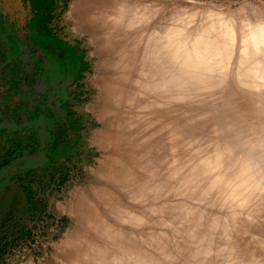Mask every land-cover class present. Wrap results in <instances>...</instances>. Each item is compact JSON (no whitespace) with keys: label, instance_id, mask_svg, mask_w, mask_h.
Masks as SVG:
<instances>
[{"label":"bare ground","instance_id":"obj_1","mask_svg":"<svg viewBox=\"0 0 264 264\" xmlns=\"http://www.w3.org/2000/svg\"><path fill=\"white\" fill-rule=\"evenodd\" d=\"M236 4L79 0L102 155L52 261L264 264V0Z\"/></svg>","mask_w":264,"mask_h":264},{"label":"rangeland","instance_id":"obj_2","mask_svg":"<svg viewBox=\"0 0 264 264\" xmlns=\"http://www.w3.org/2000/svg\"><path fill=\"white\" fill-rule=\"evenodd\" d=\"M19 1L11 0L10 4L19 6ZM242 1L236 0V6ZM56 3L53 23L59 24L71 37L82 40L89 66L83 78L74 85L77 91L73 100L75 115L60 117L57 122L56 144H62L66 153L36 168L22 167L16 171L14 167L12 177L3 187L0 196V264L58 263L50 258L55 251L54 242L61 241L70 228L75 227L62 204L76 203L77 193L83 186L93 183L91 168L99 164L102 155L95 140H99L97 132L103 129L105 122L92 107L102 96L97 78L105 69L100 64L103 56L97 53L99 31L97 28L84 30L85 18L79 11V0H57ZM18 99L16 95L12 102ZM6 100L0 98V103L6 106L9 103ZM77 124L80 125L78 129ZM6 139L4 132L0 141Z\"/></svg>","mask_w":264,"mask_h":264},{"label":"flooded vegetation","instance_id":"obj_3","mask_svg":"<svg viewBox=\"0 0 264 264\" xmlns=\"http://www.w3.org/2000/svg\"><path fill=\"white\" fill-rule=\"evenodd\" d=\"M10 2L0 0V41L4 54L13 58L18 77L26 76L24 91L48 92V105L53 114H58L57 123L64 117V110H74L73 100L77 96L74 85L87 70L82 68L88 62L86 48L81 39L71 37L53 23L57 0L51 3L21 0L19 6ZM79 73L83 74L80 78Z\"/></svg>","mask_w":264,"mask_h":264},{"label":"trees","instance_id":"obj_4","mask_svg":"<svg viewBox=\"0 0 264 264\" xmlns=\"http://www.w3.org/2000/svg\"><path fill=\"white\" fill-rule=\"evenodd\" d=\"M2 44L0 41V98L7 99L9 103L16 95L19 99L6 106L0 103V135L4 132L7 135L5 142L0 141V196L4 185L12 177L14 167L16 171L22 167L36 168L39 164L53 161L66 153L62 144H56L58 114H53L48 105V92L22 89L26 76L18 77L14 60L4 54ZM88 66V62H84L82 68L86 70ZM82 76L79 73L78 77ZM63 105L65 107L67 102L64 101ZM68 115L73 117L75 111L67 108L62 116ZM5 118L8 119L7 123L4 122ZM79 126L77 124L76 128ZM13 129L17 132L14 133Z\"/></svg>","mask_w":264,"mask_h":264}]
</instances>
